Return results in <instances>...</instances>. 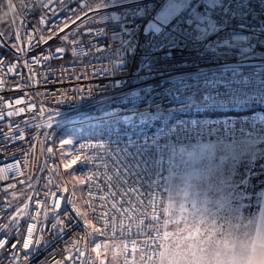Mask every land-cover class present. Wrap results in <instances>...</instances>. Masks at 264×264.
Returning <instances> with one entry per match:
<instances>
[{
    "label": "built area",
    "instance_id": "obj_1",
    "mask_svg": "<svg viewBox=\"0 0 264 264\" xmlns=\"http://www.w3.org/2000/svg\"><path fill=\"white\" fill-rule=\"evenodd\" d=\"M25 2L27 9H24ZM102 2L104 8L92 13L98 18V24L89 26L97 31L88 35L89 29L83 26L89 24L88 20H84L83 25L77 21V26L70 19L73 13L84 16L80 9L85 0H0V32L5 34L0 43V79L4 81L0 86V113H3L0 168L19 165L5 173L9 177L7 181L0 180V224L8 225L6 232L0 231V238L5 235L8 238V245L0 251V264H23V260L30 264H94L92 245L95 241L116 245L118 264L158 262L159 247L166 236L167 183L173 171V159L180 150L202 137L192 122L180 117L183 112L175 110L184 100L181 89L207 84L209 87L203 95L206 105L212 100L216 102L212 105L235 103L239 107L229 85L222 84L217 90L212 87V80L217 76L200 77L205 56L195 48L200 47L204 39H211L203 28L205 22L216 17L224 21L217 11L219 7H224L236 24L242 23L241 27L258 9L264 11V0ZM97 3L99 0H95L92 7ZM16 17L24 22L20 42L16 41L11 25ZM41 19L47 23H41ZM65 20L69 28L64 32L56 28L58 35L48 39L49 32L56 25L62 27ZM5 21L9 24H4ZM148 23L158 26V32L144 34ZM189 23L194 24L195 34L179 42L177 34L187 29ZM33 30H36L35 41L29 49L26 34ZM263 30V25L252 29L248 45L255 50L257 43L264 48ZM221 33L228 34L227 26ZM66 34L74 37L76 43L71 39L63 41ZM41 35L47 43L40 42ZM18 43L23 51L13 46ZM59 47L67 48L66 53L57 55L55 50ZM45 56L53 58L44 59ZM36 57L40 58L39 63L33 62ZM153 64H162L164 72L160 75L152 68ZM13 65L17 66L16 70L8 72ZM173 69L177 71L178 81L170 79ZM160 77L168 80L167 86H159ZM16 99L23 103L16 105ZM104 99L125 101L128 109L137 111L141 119H124L125 125L114 126L103 136L111 142L110 146L91 137L76 139L65 162L61 154V123H65L66 130L72 128L71 117L74 116L69 115V111L82 113L77 116L89 112L105 116L111 104H104ZM9 102L10 108L5 106ZM21 108L24 111L15 114ZM8 112L13 115L9 116ZM145 116L153 117L155 122L144 120ZM160 119H174L166 127L157 128L163 131L164 140L154 138L153 130ZM143 127L151 128L152 132H142ZM135 129L143 145L131 142L130 135ZM210 129L222 140H240L242 136L219 125H212ZM115 148L139 153L137 160L143 158L150 177L141 178L142 184L133 179L123 183L122 176L118 181L114 170L106 167L110 163L107 158ZM173 149L177 155H173ZM77 158V163L71 164ZM42 161L47 166L35 180ZM69 164L77 170L81 183L84 182L81 207L69 203L74 201L70 190L63 193L59 186H54L57 185L56 172L64 178L62 169ZM9 184L16 187L8 189ZM21 187V191L26 192L19 191ZM46 192L56 195L46 198ZM12 194H18L20 200L14 206L10 199ZM54 200L59 202L56 208L52 207ZM37 203L44 206L43 211L36 207ZM25 204L28 205L26 212L13 222L10 217L14 209ZM73 207L80 210L79 215ZM29 213L40 215L33 221L28 218ZM57 219L63 220L64 225L54 230L52 224ZM33 223L36 226L33 240L41 242L30 246V250L23 249L26 229Z\"/></svg>",
    "mask_w": 264,
    "mask_h": 264
},
{
    "label": "rangeland",
    "instance_id": "obj_2",
    "mask_svg": "<svg viewBox=\"0 0 264 264\" xmlns=\"http://www.w3.org/2000/svg\"><path fill=\"white\" fill-rule=\"evenodd\" d=\"M210 127L204 125L198 128L197 133H201L202 137L180 150L173 159V171L167 185L169 201L167 216L170 213L175 214L178 224L168 227L166 221L167 235L162 246V259L158 264H239L238 261L246 260V253L234 250L230 252L229 247H225V251L217 248L209 250L208 247H203L205 246L203 244L197 245V241L202 238L204 230L211 232L210 238L213 239L219 238L213 236L216 232L221 233L220 238L225 239V242L229 239L233 241L239 239L240 234L236 226H239L240 218L235 212L234 204L250 210L252 214H248L249 222L250 216L255 213V196L260 190V180L264 176V150L259 147V143H264V139H254L250 138L252 135H246L241 136L240 140L225 141L216 137ZM79 134L80 128L65 130L60 134L61 154L65 162L69 149ZM62 171L64 178L57 171L55 182L63 193H67L68 185L75 205L81 207L82 183L76 169L65 167ZM252 172L255 177L238 176L240 174L247 176ZM245 186L249 191L245 192ZM247 198L248 202L242 204ZM14 200L19 201L18 198ZM222 219L227 223L225 226L227 230L219 231L220 227H224L221 224ZM248 224L242 226H246V229L241 227L243 232L250 230ZM248 232L251 234L257 231ZM107 250L104 248L102 251L98 264L115 263L112 262L115 260L112 256L114 250ZM203 250L206 258L208 257L207 260L204 263L202 260L201 263L197 262L196 258Z\"/></svg>",
    "mask_w": 264,
    "mask_h": 264
},
{
    "label": "bare ground",
    "instance_id": "obj_3",
    "mask_svg": "<svg viewBox=\"0 0 264 264\" xmlns=\"http://www.w3.org/2000/svg\"><path fill=\"white\" fill-rule=\"evenodd\" d=\"M217 11L223 16L224 21L220 17H216L212 21L205 22L203 28L211 35V39H204L201 46L195 48L196 51L203 53L205 56V61L202 64V72H200L199 75L200 77L208 75L217 76L216 80H212V87H215L217 90L220 89L219 86L222 84L229 85L228 88L230 89L231 96L235 99V102L238 100L237 103L239 107H237L235 103L212 105L216 103L212 100L206 105L203 101V95L209 85L204 84L193 86L185 90L181 89L184 100L175 107V110L183 112L180 117L192 122L196 131L198 128L204 127V125H219L226 127L231 131L230 133L233 134L242 136L252 135L254 139L264 138V48L259 43L256 44V50L248 45L252 29L262 25L264 29V11L258 9L256 15L251 16L248 22L241 27H239V25L242 23L237 22L236 24L224 7H219ZM226 26L228 34L223 35L221 31L226 29ZM194 34L195 26L193 23H189L187 29L177 34V38L179 42H184V40H187L189 36L192 37ZM65 49L67 50V48ZM64 53H66V51ZM151 66L160 75L164 72L162 64H153ZM173 70L170 79L178 81L179 76L177 71L175 69ZM157 83L159 86H167L168 80L165 79V77H160ZM103 103L106 105L111 104L105 116H100L98 113L94 112H89L82 116H77L82 113H74V111H69L68 114L74 116L71 117L73 120L71 129L80 128V131H84L85 128H90L91 131L96 132H91V136L87 137L94 138L104 143L106 146H110L111 142L103 136L109 134L114 126L125 125L126 121L124 119L137 121L141 119V116L137 111L129 110L127 104L123 100L113 102L109 99H104ZM204 106L209 107L201 109ZM144 120L150 123L155 122V119L149 116H145ZM173 121L174 119L168 121L160 119L157 121L156 128L153 130L155 131L154 138L156 140H164V136H162L163 131L157 128H164ZM61 127H63V131L67 129L65 128L64 122L61 123ZM136 131L137 129L133 130L135 133L130 135L131 142L134 141L139 146L143 145L144 141L142 142L139 133ZM142 132L151 133L152 129L143 127ZM75 142L76 140L73 144ZM104 144L102 145L104 146ZM46 166L47 163L45 161L39 164L36 174L38 177H35V180L43 173ZM64 181L67 185L65 179ZM67 188L70 190L68 185ZM21 190L22 187L19 188V191ZM71 195L73 197L72 192ZM17 196L18 194L10 195L12 206L19 203L20 200L18 202L14 200V198H18ZM24 197H26V195H24ZM163 244L164 241L159 247V258ZM119 261L120 257L118 255V260L113 264H118ZM30 263L29 261L23 260V264ZM154 264H158V262L156 261Z\"/></svg>",
    "mask_w": 264,
    "mask_h": 264
},
{
    "label": "snow or ice",
    "instance_id": "obj_4",
    "mask_svg": "<svg viewBox=\"0 0 264 264\" xmlns=\"http://www.w3.org/2000/svg\"><path fill=\"white\" fill-rule=\"evenodd\" d=\"M94 2H95V0H85L84 7H82L80 9L81 12L85 13L84 16H80L79 13H73V17L70 18L71 23L73 25H77V21H79L80 25H83L84 20H88L89 24L83 25L85 28L89 29L87 32L88 35H93L94 32L97 31V29H92L91 27H89L92 24H98V18L95 16H92V13L93 12L99 13L104 8V4H103L102 0H99V3L96 4L95 8L92 7V3H94ZM27 7H28V4L25 2V8L24 9H27ZM41 23H47V22L44 19H41ZM4 24L7 25V24H9V22L5 21ZM62 24H63L62 27L59 25H56L53 28V30L49 32L48 39L55 38L56 35H58V33L55 30L56 28L59 29V32H64L66 28H69V23L67 20L62 21ZM11 25L14 26V33L13 34H14L16 41L20 42L21 41V29L24 27V22L22 20H19V17H16V18L11 20ZM77 26H79V25H77ZM35 32H36V30H33V33H27L26 34L25 43L29 49H31V47L35 41V36H34ZM77 34H79V33H77ZM4 35L5 34L3 32H0V43H3ZM70 39H71L72 43H76L74 37L70 38L69 35H67V34L62 37L63 41H69ZM40 42L41 43H47V40L44 39V37L41 35ZM13 46L16 47L18 51H23V49L20 48L19 43L17 45H13ZM55 51H56V54L59 55L61 53H64L66 51V49L64 47H59ZM50 58H53V57H51V56H45L44 57V59H50ZM33 62L39 63L40 58L39 57L33 58ZM0 63H2V62H0ZM25 66H27V62H25ZM16 67L17 66L13 65V66L9 67L7 69V71L8 72H14L16 70ZM3 84H4V81L2 79H0V86H2ZM22 103H23V101L21 99L15 100L16 105H19ZM5 106L10 108V107H12V104L9 102V103H6ZM23 111H24V109H22V108L18 109V110H16L15 114L18 115ZM7 114L9 116H11V115H13V112H8ZM0 118H3V113H0ZM197 134H199V133H197ZM65 143H67V141ZM49 151L51 152L52 149H49ZM138 155H139V153L133 154L131 150L126 151L124 149L115 148L111 151V154L107 158L108 161H110V163L107 164L106 167H109L112 170H114V172L116 173V179L118 181H120L121 176H122V177H124V180L122 181L123 183H127L129 179H133V180H135V182L137 184H142L141 178L146 179L150 176L148 175L149 170L147 169V165L143 164V158H141L140 161L137 160ZM173 155H177V152L175 151V149H173ZM78 159L79 158L72 160L71 164H76ZM85 162L87 163V161H85ZM71 164L65 165V167L66 168L71 167ZM18 166L19 165H6L4 168H0V180L7 181L9 179V177L7 175H5V173L12 172L13 169L15 167H18ZM20 175H23V173L21 172ZM88 179H91V177H89ZM109 182L111 183V180ZM82 183H84V182H82ZM54 186L58 187V185H54ZM15 187H16L15 184H9L8 185V189L15 188ZM6 191H7V189H6ZM137 191H138V189H137ZM45 195H46V198L47 197H53L54 198L56 194L51 193V192H46ZM29 199H31V197H29ZM69 203L74 204V201H69ZM58 204H59V202L54 200L52 207L56 208V207H58ZM36 207L40 208L41 211H43L44 206L40 205L39 203H37ZM27 208H28L27 204H25L23 207L17 206L14 209V215L12 217H10V219L13 222H15L17 219H19L21 217V215L23 213L26 212ZM73 211L76 212L77 215H79V213H80V210L75 208V207H73ZM39 215H40V213H36L35 216H33L31 213H29L28 218L35 221L36 216H39ZM60 225H64V221L57 219L56 223L52 224V228L55 230ZM7 228H8V225L0 224V231L6 232ZM35 228H36V226L34 223L28 225V227L26 229L27 235H26L24 242L22 244L23 249L30 250V246H32L34 244L35 245L40 244V242H41L40 239H36L35 241L33 240V232H34ZM7 245H8V238H7V235H5L3 238H0V251H2ZM12 247L15 248L16 245L13 244Z\"/></svg>",
    "mask_w": 264,
    "mask_h": 264
},
{
    "label": "trees",
    "instance_id": "obj_5",
    "mask_svg": "<svg viewBox=\"0 0 264 264\" xmlns=\"http://www.w3.org/2000/svg\"><path fill=\"white\" fill-rule=\"evenodd\" d=\"M91 132L92 133H94V132H96V131H91L90 130V128H85V130L84 131H80V134L77 136V138L76 139H79V138H84V137H87V136H91ZM264 143H259V147L261 146V150H264L263 148V145ZM240 145H242V144H240ZM243 146V145H242ZM251 148V147H250ZM252 148L254 149L255 147L252 145ZM251 174V173H250ZM249 175V174H248ZM247 175V176H248ZM239 177H246V176H241V174L240 175H238ZM251 177V176H250ZM244 188H246V190H245V192L246 191H249V189L245 186ZM246 202H247V200L245 201V204H246ZM235 206V208L236 209H238L240 206H239V204H234ZM168 206H169V201H168ZM238 206V207H237ZM233 208V207H232ZM245 208H243L242 210H244ZM249 209H247V211H248ZM250 211V210H249ZM236 212V211H235ZM240 212V211H239ZM242 212V211H241ZM167 213H168V210H167ZM249 214V213H248ZM246 215V217L244 218V215H243V217H239V214H237L238 215V217L240 218V222H239V226H236V229H237V231H239V234L240 235H242V237H240V235H239V239L237 240V241H233V240H231V239H229L228 240V242H225V239H222V238H220L221 237V233H218V232H216L213 236H219V238H214L213 239V237L212 238H210L211 236H212V234H211V232H208V231H203L202 232V238L200 239V240H198L197 241V245L199 244H203V245H205V246H203V247H208V249L209 250H212V249H215V248H217V249H219V250H224V248L225 247H229V251L231 252L232 250H234L235 252H237V251H240L241 253H243V254H245L246 253V248L248 247L247 245H245V243H241V242H249V232L248 231H250V230H245V232H243V230H242V228H244V227H242L243 225H245V222L247 221L248 222V218H249V215ZM252 214V213H251ZM241 218H244V219H241ZM250 218H252L251 216H250ZM242 220H244V222L242 221ZM168 222V227H173V226H176L177 224H178V221H177V219H176V215L175 214H172V213H170V214H168V216H167V214H166V219H165V230H166V235H167V222ZM222 221V223L221 224H223L224 225V227H220V230L219 231H223V230H227V228L225 227V226H227L226 224V222L225 221H223V219L221 220ZM230 222V221H229ZM242 222V223H241ZM246 222V223H247ZM249 223V222H248ZM230 226H232L231 224H230ZM229 227V226H228ZM242 227V228H241ZM245 229V228H244ZM233 230V229H232ZM206 236H209L208 238H206ZM233 238V237H232ZM202 239H205V240H207V241H202ZM242 239V241H240ZM104 248H107L108 250L107 251H112V250H114L113 252H112V256L115 258V260L114 261H112V262H116V260H117V257H118V255H119V251H118V247L116 246V245H114V244H110V243H103V242H99V241H95V242H93V245H92V254L95 256V263L94 264H98V261H100V258H101V253H102V251H104ZM162 249H163V247H162ZM162 249H161V252H162ZM242 249V250H241ZM225 251V250H224ZM227 251V250H226ZM205 253V251L203 250V252H202V254L200 255H198L197 256V262H200L201 263V260H202V262L204 263V262H206V260H207V258H206V255L204 254ZM105 255V254H104ZM161 259H162V256H161V254H160V260H159V263L161 262ZM245 260V259H244ZM180 263H181V261H179ZM239 262V264H246V260L245 261H238ZM111 263V262H110ZM107 264V263H106Z\"/></svg>",
    "mask_w": 264,
    "mask_h": 264
},
{
    "label": "crops",
    "instance_id": "obj_6",
    "mask_svg": "<svg viewBox=\"0 0 264 264\" xmlns=\"http://www.w3.org/2000/svg\"><path fill=\"white\" fill-rule=\"evenodd\" d=\"M261 140L264 138H260ZM264 147V144L262 145ZM264 149V148H263ZM255 177L254 172L249 174L246 177ZM258 178V177H256ZM257 180V179H256ZM261 184V185H260ZM259 184V192L255 196L256 197V202H255V213L252 216V218L248 222H245V225L248 224V229L250 231H257L255 233H251L249 235V242H245V245L248 246L246 248V264H264V176L260 180ZM249 198V197H248ZM247 198V202H248ZM246 200L243 201L242 204L245 203ZM232 208V207H229ZM242 208L236 209V213L239 214V217H246V215L251 213L247 209L242 210ZM240 211V212H239ZM242 211V212H241ZM241 221V220H240ZM246 229L247 227L244 226Z\"/></svg>",
    "mask_w": 264,
    "mask_h": 264
},
{
    "label": "water",
    "instance_id": "obj_7",
    "mask_svg": "<svg viewBox=\"0 0 264 264\" xmlns=\"http://www.w3.org/2000/svg\"><path fill=\"white\" fill-rule=\"evenodd\" d=\"M158 30H159L158 26H156V25H154V24H152V23H148V24L145 26L143 33H144V34H147V33L150 32V31L158 32Z\"/></svg>",
    "mask_w": 264,
    "mask_h": 264
}]
</instances>
